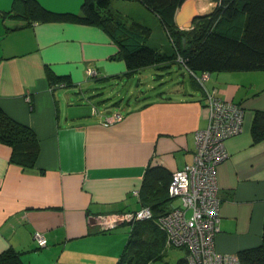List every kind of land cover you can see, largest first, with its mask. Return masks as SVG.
I'll return each instance as SVG.
<instances>
[{
  "label": "crops",
  "instance_id": "obj_1",
  "mask_svg": "<svg viewBox=\"0 0 264 264\" xmlns=\"http://www.w3.org/2000/svg\"><path fill=\"white\" fill-rule=\"evenodd\" d=\"M10 1L0 0L1 12ZM19 1L13 16L0 15V108L33 129L40 151L35 167L24 169L0 142V252L12 248L24 264H117L129 227L101 229L99 219L140 209L148 204L145 181L162 188L193 161L196 131L208 123L207 91L243 109L241 131L225 140L227 157L215 169L221 201L215 249L237 253L261 244L264 141L252 140L251 123L255 110H264V71L210 72L203 85L172 59L129 72L101 27L14 16L23 10ZM36 1L73 13L82 3ZM110 2L150 29L148 45L172 52L158 17L138 0ZM216 5L196 0L201 15ZM92 105L101 115L91 114ZM116 110L122 119L102 125L104 114ZM179 203L169 197L163 208ZM35 231L45 246L37 245Z\"/></svg>",
  "mask_w": 264,
  "mask_h": 264
},
{
  "label": "trees",
  "instance_id": "obj_2",
  "mask_svg": "<svg viewBox=\"0 0 264 264\" xmlns=\"http://www.w3.org/2000/svg\"><path fill=\"white\" fill-rule=\"evenodd\" d=\"M15 2L17 0H14ZM23 10L14 16L38 21H65L94 24L114 38L117 54L124 58L129 72L166 60H176L189 71H264V0H214L217 5L197 16L190 28H179L175 13L184 0H138L155 14L172 43V52H161L148 45L150 29L141 22L114 11L110 0H82L80 13L56 12L41 6L36 0H22ZM0 11V15H11ZM16 14V15H15ZM228 23L227 25H224ZM235 30H230L231 26ZM49 77L50 69L47 67ZM59 81V80H57ZM57 83H60L57 82ZM254 142L264 141V110H255L251 123ZM0 142L11 148L10 161L24 169H32L40 151L33 129L9 117L0 108ZM171 178V175H170ZM166 181L162 188L143 185L142 200L151 210V217L126 223L129 234L117 264H148L161 260L166 252V233L157 219L167 210L163 204L169 199ZM157 195V198H153ZM146 199L149 201H146ZM122 223V224H123ZM168 246V245H167ZM174 264H189L186 253ZM241 264H264V238L255 247L237 252ZM0 264H24L20 253L12 248L0 252ZM164 264H169L165 262Z\"/></svg>",
  "mask_w": 264,
  "mask_h": 264
},
{
  "label": "built area",
  "instance_id": "obj_3",
  "mask_svg": "<svg viewBox=\"0 0 264 264\" xmlns=\"http://www.w3.org/2000/svg\"><path fill=\"white\" fill-rule=\"evenodd\" d=\"M88 75L95 76L96 69L88 67ZM203 85L209 78V72L195 74ZM208 123L195 134V153L193 161L172 172L168 185V195L180 201L162 214L157 222L166 233V244L187 251L189 264H241L237 253H220L215 249L214 237L219 231L218 185L216 166L227 157L225 140L241 131L243 109L232 101L224 100L214 91L206 92ZM91 114L101 115L95 105ZM120 110L104 114L101 124L111 125L120 121ZM137 194V191H133ZM148 207L125 212L119 217L99 219L101 229H109L122 222L151 217ZM38 246H45L46 238L40 231L33 233Z\"/></svg>",
  "mask_w": 264,
  "mask_h": 264
},
{
  "label": "water",
  "instance_id": "obj_4",
  "mask_svg": "<svg viewBox=\"0 0 264 264\" xmlns=\"http://www.w3.org/2000/svg\"><path fill=\"white\" fill-rule=\"evenodd\" d=\"M201 15L196 7V0H184L175 13V23L179 28H190L193 20Z\"/></svg>",
  "mask_w": 264,
  "mask_h": 264
},
{
  "label": "rangeland",
  "instance_id": "obj_5",
  "mask_svg": "<svg viewBox=\"0 0 264 264\" xmlns=\"http://www.w3.org/2000/svg\"><path fill=\"white\" fill-rule=\"evenodd\" d=\"M19 2H20L19 0H17L16 2L14 0H11L8 4V7L17 9V5L19 4ZM164 43H167V40H164ZM165 249H167V250L164 253L163 259L153 260V261H150L148 264H164L165 262H167L169 264H174L176 262V260L179 257H182L184 254L182 249H180L179 247H172V246L166 245Z\"/></svg>",
  "mask_w": 264,
  "mask_h": 264
}]
</instances>
